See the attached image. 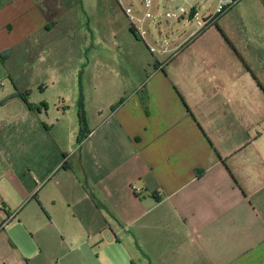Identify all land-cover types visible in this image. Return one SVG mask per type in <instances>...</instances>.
Here are the masks:
<instances>
[{"label": "crops", "instance_id": "crops-1", "mask_svg": "<svg viewBox=\"0 0 264 264\" xmlns=\"http://www.w3.org/2000/svg\"><path fill=\"white\" fill-rule=\"evenodd\" d=\"M78 4L0 0V264H264V153L206 128L189 62L69 34Z\"/></svg>", "mask_w": 264, "mask_h": 264}, {"label": "rangeland", "instance_id": "rangeland-1", "mask_svg": "<svg viewBox=\"0 0 264 264\" xmlns=\"http://www.w3.org/2000/svg\"><path fill=\"white\" fill-rule=\"evenodd\" d=\"M80 1L69 10L73 21L67 29L69 34L74 30L93 32L102 40L100 48L105 43L114 54L119 52V57L111 58L114 61L124 58L123 50L131 47L142 59L146 57L151 67L155 58L166 60L162 63H169L168 70L174 66L182 69L189 62L191 85L206 93V100L197 111L206 128L214 134L227 132L231 141L252 140L249 146L264 153V0H238L201 31L195 27L196 20L206 11H213L217 0H196L198 14L193 19H161L159 39L152 42L154 27L150 26L153 36H148L147 41L159 48L179 44L170 59L151 53L143 41L137 46L132 43L135 37L129 30L128 18L115 0ZM128 2L123 0V5ZM115 37L119 42L113 44ZM131 57L132 61L137 58ZM35 95L25 94L30 100ZM194 95L191 90V99Z\"/></svg>", "mask_w": 264, "mask_h": 264}, {"label": "built area", "instance_id": "built-area-1", "mask_svg": "<svg viewBox=\"0 0 264 264\" xmlns=\"http://www.w3.org/2000/svg\"><path fill=\"white\" fill-rule=\"evenodd\" d=\"M123 9L130 27L137 38L142 40L151 53L166 54L168 57L172 55V51L167 45L160 48L155 47L147 41V37L152 38L150 26L154 27V40L159 39L161 30L159 24L161 19H193L198 14L196 10V0H129L128 5L124 6L122 0H117ZM238 0H217L213 11L202 14L200 19L196 20L195 27L197 31L203 30L210 24L214 18L228 10ZM155 9V11H154Z\"/></svg>", "mask_w": 264, "mask_h": 264}, {"label": "trees", "instance_id": "trees-1", "mask_svg": "<svg viewBox=\"0 0 264 264\" xmlns=\"http://www.w3.org/2000/svg\"><path fill=\"white\" fill-rule=\"evenodd\" d=\"M129 29H130V31L133 33V29H132V27H130ZM133 34H134V33H133ZM134 35H135V34H134ZM21 96H22L23 100L25 101V103H26V105H27V107H28L29 109H35V106L27 100V98H26V96H25L24 93H22ZM121 100H122V99H121ZM80 105H81V103H80ZM114 106H115V105H113L112 108H113ZM80 110H81L80 121H81L82 124H85V118H84L83 115H82V109H80ZM84 134H85V133H83L81 136H79V140H81V139L85 136ZM65 166H66V165L63 164V167H65Z\"/></svg>", "mask_w": 264, "mask_h": 264}]
</instances>
